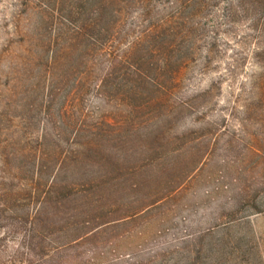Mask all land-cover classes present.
Instances as JSON below:
<instances>
[{
	"label": "rangeland",
	"instance_id": "obj_1",
	"mask_svg": "<svg viewBox=\"0 0 264 264\" xmlns=\"http://www.w3.org/2000/svg\"><path fill=\"white\" fill-rule=\"evenodd\" d=\"M118 4L75 90L0 0V264H264V0ZM80 118L102 120L91 167L117 188L94 220L21 168L28 150L70 157ZM137 200L153 202L111 220Z\"/></svg>",
	"mask_w": 264,
	"mask_h": 264
},
{
	"label": "trees",
	"instance_id": "obj_2",
	"mask_svg": "<svg viewBox=\"0 0 264 264\" xmlns=\"http://www.w3.org/2000/svg\"><path fill=\"white\" fill-rule=\"evenodd\" d=\"M121 0H18V15L22 13L32 17L31 30L38 39L39 49L48 56L49 67L58 68L60 72H68L74 76L75 90L85 85L87 75L93 73L98 57L111 39V30L118 22ZM18 19V18H17ZM17 27V26H15ZM32 34L27 38H31ZM111 53L108 54V56ZM117 55L112 53V59ZM103 87V78L97 84ZM256 99L264 105V90L256 92ZM71 131L70 145H73L70 157L58 152H41L28 150L23 155L21 168L26 180L36 186H43V197H50L67 192L76 199L86 201L87 211L92 220L96 211L104 207L101 203L116 196V185H107L104 170H93L91 165L98 164L95 151L101 149L99 137H102V120L93 125L80 119L69 124ZM100 147V148H99ZM56 162L47 166V163ZM4 169L0 167V178ZM49 183H47L46 179ZM132 187V186H131ZM153 201L137 200L135 208L122 212L111 220H118L134 215ZM109 205V204H108ZM80 210V208H76ZM91 221V220H90ZM89 222V219L87 220Z\"/></svg>",
	"mask_w": 264,
	"mask_h": 264
}]
</instances>
